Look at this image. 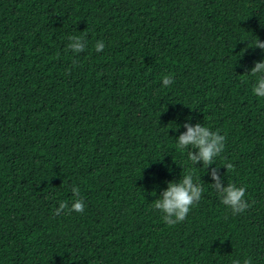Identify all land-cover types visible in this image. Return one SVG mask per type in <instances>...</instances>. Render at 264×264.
I'll list each match as a JSON object with an SVG mask.
<instances>
[{
    "label": "trees",
    "instance_id": "obj_1",
    "mask_svg": "<svg viewBox=\"0 0 264 264\" xmlns=\"http://www.w3.org/2000/svg\"><path fill=\"white\" fill-rule=\"evenodd\" d=\"M257 37L264 0H0V264H264ZM185 123L226 135L207 170L177 149ZM189 170L204 193L170 227L152 204ZM73 186L83 214L56 215Z\"/></svg>",
    "mask_w": 264,
    "mask_h": 264
},
{
    "label": "clouds",
    "instance_id": "obj_2",
    "mask_svg": "<svg viewBox=\"0 0 264 264\" xmlns=\"http://www.w3.org/2000/svg\"><path fill=\"white\" fill-rule=\"evenodd\" d=\"M69 41L67 47L73 53L78 54L85 51L87 45L84 37L70 36ZM94 47L96 52H101L105 48V44L103 41H97ZM253 48H259L264 52V42L257 37ZM247 73L256 77V83L252 87L253 95L264 98V60L254 62V67ZM172 83V76L163 77L162 84L164 87H168ZM183 126L187 131L177 138V149L183 151L190 148L188 159L193 166L198 162H203V168L207 170L209 165L216 164V159L225 150L226 135H221L219 130L213 131L200 123L195 126L185 123ZM193 149L196 151L194 152ZM221 166L226 169V172L235 171L234 164L227 160H224ZM210 175L214 181L210 184L211 187L215 189L221 203L230 209L233 215L241 214L252 206L245 200L246 187L229 182L227 187H224L221 183L223 178L218 175L216 168L211 170ZM71 191L75 200L71 206L67 201H61L56 209V215L70 214L71 212L83 214L85 203L80 197L79 188L73 186ZM203 193L204 187L198 180L194 181V172L189 170L179 181H169L166 190L153 201L152 207L164 214L162 219L168 226H175L185 221L193 206L200 202ZM232 264H241V261L234 259ZM243 264H252L251 258L244 259Z\"/></svg>",
    "mask_w": 264,
    "mask_h": 264
}]
</instances>
